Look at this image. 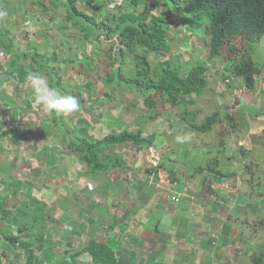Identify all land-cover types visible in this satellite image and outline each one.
<instances>
[{
    "label": "crops",
    "instance_id": "crops-1",
    "mask_svg": "<svg viewBox=\"0 0 264 264\" xmlns=\"http://www.w3.org/2000/svg\"><path fill=\"white\" fill-rule=\"evenodd\" d=\"M0 82L3 83L1 103L9 110L16 107L13 109V120L27 116L30 109L25 104L31 103L33 92L30 88L28 92H23L24 89L19 87L26 83V78L17 81L14 86H11V77L4 80L0 76ZM244 95L243 92L240 98L234 96L237 104L221 112V122L223 128H228V138L219 142L221 152L209 170H202L213 159L211 149L205 155L203 148L208 134H196L188 119L185 121L186 131L195 137L185 143L188 147L184 144L183 150L186 148V151L181 150L180 154L173 148L170 151L172 141L163 139L166 130L170 134L174 129L175 122L160 115L145 123L146 135L158 131L154 148L160 151L162 163H165L159 174L162 179L151 178L152 166L146 148L133 144L120 146L116 155L125 164L111 177H102L88 173L85 165L63 143V136L57 133L55 127L56 132L49 134L51 136L45 138L46 144L39 147L34 139L8 125L0 146L12 143L16 154L8 155L12 160L9 166L16 175L23 163L28 164L33 158L36 167L29 171L28 176L40 178L37 185H29L34 198L30 217L37 213L44 219L39 229H30L29 236L24 238L31 242L37 239V234L46 231L45 239L55 243L52 255L56 256L58 252L57 259L55 257L54 262L48 261V264H64L66 260H71L79 250L77 244H82L87 236L92 235L88 226H93V231L111 235L119 250L118 256H123L122 259L120 257V264H264V192H261L264 189V162L260 161L264 159V118H259L261 113H251V120L236 121L232 118L240 109L254 110V104L247 105L248 101L253 103L252 99L242 104ZM192 111L198 110L192 109L187 113ZM187 113L186 117H189ZM90 115L97 129L96 137L103 129L113 128L106 127L107 113L97 123L93 122L94 114L90 112ZM113 115L117 113L113 111ZM126 115L131 119L124 117ZM73 116L71 127L80 129L76 124L78 118ZM123 117L131 130H138L134 125L138 117L136 113L124 111ZM161 120H164L163 124ZM155 122L161 123L160 128L153 125ZM53 135L60 137L57 140L52 138ZM58 142L61 151L54 153L59 147L56 146ZM38 147L41 151H37ZM186 153L188 158L184 157ZM1 156L3 159V153H0V159ZM219 160L230 163L231 170L225 169L224 164L219 166ZM248 163L258 170L255 178H250L245 168ZM2 180L4 183L5 179ZM158 180H162L159 184L161 188L156 185ZM22 182L18 180L17 185L3 189L2 194L16 196V186ZM89 184L93 190L88 188ZM174 197H178L179 201L173 200ZM7 201V198L5 201L0 197V249L17 254L18 250L7 247L4 240L9 234L19 235L16 224L18 209L8 207ZM4 220L9 223L6 227L1 225ZM11 223L14 224L12 228ZM34 255L39 257L41 253L36 251ZM61 256L67 259L61 261ZM7 261L13 262L12 259Z\"/></svg>",
    "mask_w": 264,
    "mask_h": 264
},
{
    "label": "trees",
    "instance_id": "trees-1",
    "mask_svg": "<svg viewBox=\"0 0 264 264\" xmlns=\"http://www.w3.org/2000/svg\"><path fill=\"white\" fill-rule=\"evenodd\" d=\"M48 1L54 9L63 6L65 8V22L71 23L75 29L84 32L82 44H79L81 49L84 50V45L90 40L93 43L99 42L101 37L113 42L114 46L108 50L102 65L103 71L105 70L101 80L103 81V89H97V93L94 84L89 82L83 85V89L74 86L69 90L64 85L60 66L76 64L77 50L76 54L71 55V57L66 56L60 59L57 52L42 53L40 51L41 46L29 44L27 49L19 53L15 40L11 37L10 29L0 30V47L8 55L6 67L2 65L5 70L1 71L0 76L4 80L11 77V86H14L17 81L26 78L29 73L38 72L45 77L46 82L51 87L56 88L61 94L67 93L79 99L80 108L78 111L71 114L53 113L51 116L54 127L58 130L57 133L59 135L61 133L63 136V143L85 165L89 174L111 177L112 174L116 173L125 164V161L116 155L120 146L133 144L146 149L155 146V137L158 131L146 135L144 130L145 118V123L140 127L137 126L138 130L134 131L131 130V126L124 122L123 112L125 109L116 111L114 107H110L115 98L109 90L111 87H126L145 97L142 101L144 106L154 110V113L149 115V110L143 108L137 112H141L144 117H151L148 120H154L160 116L157 113V108L162 101L168 103L172 108H180L181 106L193 105V96H204L210 82L208 80L210 64H215L223 53L233 52L236 54L234 57H230L229 62H222L221 66L236 80L244 77L247 84L244 82L243 88L252 91L255 78L262 75L263 68L254 62L252 52L253 46L264 39V0H126L122 5L112 0ZM35 2L41 12L48 13L51 10L50 6L42 0ZM31 4L34 5L35 3L31 2ZM112 6L113 9L105 11V8H112ZM160 7H164V9H160ZM86 9L97 12L101 17L95 13L91 16L88 15ZM113 10L116 12L114 13ZM154 10H158L159 14L154 15L152 13ZM27 15L30 17V22H33L32 16ZM39 23L40 20H37L33 22V25ZM177 25L189 26V30L199 33L200 41L203 47L207 49L206 59L186 63L188 65L183 62L180 63L179 59L163 61L165 54L172 50L170 33L175 31L174 28ZM59 29L69 30L70 27L64 24ZM32 30L28 33L29 37L31 33L36 32ZM234 40L245 42L248 46L247 49L241 52L237 45L232 44ZM117 43L118 45L122 43L119 53H117ZM71 49L69 48L70 51L73 50ZM54 50L60 51V48L55 47ZM61 55L63 53H60ZM152 55L155 57L153 59L154 67L149 60ZM26 68L28 74L25 72ZM127 68L129 70L125 72ZM185 70L187 72L183 74ZM85 72L90 75V68L86 67ZM19 87L24 89L23 92L30 90L26 83ZM230 88H233V84ZM30 92L32 91L30 90ZM155 93L159 94V97L152 98ZM94 94L95 97L91 101L89 97L90 95L93 97ZM31 97L34 99L33 93ZM33 99L32 103L25 104L28 110L33 107ZM87 102H90L88 107H86ZM129 106L131 108H127L132 109L135 104ZM85 110L92 111L95 116L93 118L94 123L99 122L101 117L107 113L106 127L113 128H106L107 131L103 129L102 133L95 138L92 133H89V127H85L82 134H80V129H70L65 123V117L72 120L71 115H80L82 112L85 113ZM113 111L117 115H113ZM192 112L191 114L187 113V115L191 127L196 133H210L220 121V113L215 112L206 117L200 124L197 119L200 111ZM77 122H79L78 119H76V124ZM6 125V122L0 121V144L5 134ZM116 127L119 129H115ZM59 135H53L52 138L58 140ZM184 147L177 143L172 148L173 151L181 152ZM185 151L186 148L182 152ZM184 157L188 158L189 154L186 153ZM160 168H165V163H162V160L158 166L152 168V171L158 173ZM205 168L202 170L212 169V166L208 165ZM215 172L221 174L217 170ZM156 178L159 177L156 176ZM160 179H162L161 176ZM160 181L162 182V180H158L156 185L161 188ZM170 183L172 184V180ZM17 209L18 219L20 217L22 219L20 222L16 220V224L18 226L20 223L23 227L18 229L19 235L9 234L4 237L7 247L18 250V256L12 263H53L55 257L57 259L58 252H56V256L52 255L55 243L52 244L51 241L45 239L46 231L37 234V239L31 242L24 238V236H29L28 231L30 229H39L44 218L40 217V214L36 215V213L31 216L32 220H30L31 210L27 206H20ZM88 227L92 236H87L88 238L82 244H77V248L80 246L79 250L74 257H71V260H66V257L61 256L63 258L61 261L66 260L67 263L64 264H77L78 261L83 264H120V257L117 254L119 250L111 235L102 231L96 232L94 230V232L93 226ZM0 234L2 233L0 232ZM36 251H40V258L34 255Z\"/></svg>",
    "mask_w": 264,
    "mask_h": 264
},
{
    "label": "rangeland",
    "instance_id": "rangeland-1",
    "mask_svg": "<svg viewBox=\"0 0 264 264\" xmlns=\"http://www.w3.org/2000/svg\"><path fill=\"white\" fill-rule=\"evenodd\" d=\"M37 0H0V11H6L7 16L3 19H0V30H7L10 29L11 37L14 38L16 43V48H18L19 53L23 52L25 49L28 48L29 44H37L41 46L40 51L42 53H59V58H65L66 56L71 57V55L76 54V50L78 52L77 54V62L74 65H61V75L63 77L64 85L71 90L72 87L76 86L78 89H83V85L86 83L91 82L94 84V89H96V92L98 93V90L103 89V69L102 65L105 62V56H107L108 50L113 47V42L105 39H101L97 43H93L92 40H90L85 46V49H81L79 44H82V36L84 34L83 31H80V29H75L71 23L65 22V8L63 6H60L57 9H54L52 7V4L49 3L48 0H42L45 4L49 5L51 10L48 13L41 12V9L36 5ZM114 2H117V4L122 5L125 3L126 0H112ZM31 2L35 3L34 5L31 4ZM105 11H109L112 8H105ZM160 9H164V7H160ZM102 12V11H101ZM115 13L116 11L113 10ZM86 13L88 15H93L94 13L101 17L100 14H98L95 11L86 9ZM154 15H158L159 11L154 10L152 12ZM29 14L33 18V22L40 20V23L38 25H33V22H30V17L27 15ZM104 14V13H103ZM178 23V22H176ZM68 25L70 27L69 30H60L59 27L63 25ZM34 26V27H33ZM33 27V28H32ZM33 29V30H32ZM175 31L170 33V47L171 52L165 54V57L163 58V61L166 59H179L180 63H188L189 62H195L196 60H203L207 58V49L201 46V41L199 38V33H194L193 31L189 30V26L185 25H177L176 28H174ZM36 31L30 34V31ZM5 32V31H4ZM232 44L237 45L238 49L241 50V52L244 49H247V44L245 42H242L241 40H234L232 41ZM116 48L122 47L116 44ZM55 47H59V50H54ZM72 48L70 51L69 48ZM119 49H117V53H119ZM4 53V54H2ZM60 53H63V55L60 56ZM236 54L233 52H228L227 54H224L218 59V61L215 64H210L211 69L208 74V80L209 87L207 89L206 94L201 97V100L198 101L197 106L190 107L186 106V109L188 111H191L192 109L195 110H201V114L198 115V122L201 124L202 120L208 116L211 115L213 112L219 109L221 106L222 109H225L227 107H231L232 105H236L238 100L234 99V94L232 91V88H228V84L225 82V77L229 76L228 72H225L223 67L221 66L222 62H229L230 57H234ZM14 57V55H12ZM252 57L254 62L260 67L263 68L262 75L260 77L255 78V85L254 89L250 91L251 94H245L244 97L241 98L242 104H245L246 101L249 99H252V102L247 103L248 106H251L254 104V110L248 111V109H240L238 112L233 114L232 118L236 121L242 120V119H248L251 120V113L259 114V118H264V39L260 41V43L253 46V52ZM155 57L154 55L150 56V62L152 63V67L155 66V62H153ZM8 60V55L3 49L0 47V73L1 71L5 70L2 65H5L6 67V61ZM186 64V65H188ZM90 68V75L85 72V68ZM129 68L125 70L127 72ZM23 72V71H22ZM25 72L28 74L27 68L25 69ZM187 70L183 71V74H185ZM18 74H21V72H18ZM245 81L244 77H241L237 79V82L233 83V88H239L241 85L244 84ZM3 83L0 82V89H3ZM112 93V95L115 97L113 102L111 103L110 107H114L116 111H119L121 109H125V111H129L131 113H136L138 115L137 122L135 126L140 127V125L144 124V118L145 121H148V117H144V115H141V112L139 111L141 108L148 109L144 106L143 100L145 97H143L138 92L131 91L127 89L126 87L121 88H110L109 89ZM246 91L244 90V93ZM249 92V91H247ZM152 93V92H151ZM63 94V93H62ZM63 95H68L67 93H64ZM3 91L0 92V121L6 122V130L8 129V125L11 127H15L18 132H20L22 135L26 136L27 138H31V140H35L34 142L39 147H43L44 144H46V139L50 137L51 133L56 132L54 129V123L53 118L50 114L45 113L42 109H37L32 107L29 112L26 113L27 116H23L22 119H17V121L13 120V111L16 109L13 108L9 110L8 106L5 105L1 101L3 98ZM6 95L4 94V97ZM95 97V94L93 97L90 95V99L92 101V98ZM159 97V94H154L152 98ZM195 97V96H193ZM34 100V99H33ZM30 101V99L28 100ZM32 101V100H31ZM8 103V102H7ZM32 103V102H31ZM34 103V101H33ZM9 104V103H8ZM135 104V107L130 109L132 105ZM165 102H161L160 105L157 108V113H160L161 116L165 119L166 114H170L171 116H166L170 121L172 119L175 123L174 129L171 131L170 134H167V130L165 131V137L164 140L167 141H173L172 145L177 144L175 141V137L177 135H182L185 132L191 133L189 131H186L187 123L186 116L183 114L182 111H184L185 107L181 106L178 110V114L176 109H173L171 106L167 107L166 113H164V105ZM90 105V102H87L88 107ZM169 105V104H166ZM130 107V108H127ZM241 108V107H240ZM221 109V108H220ZM149 115L151 113H154V110L148 109ZM228 111V109H227ZM92 112V111H90ZM89 110H85V113H80V115H74L73 117H77L79 122H77L78 127L82 131L85 127H89V133H92L94 135V138L96 137V127L92 123V118L90 115ZM98 113V112H96ZM126 118H130L129 115L124 116ZM142 119V120H141ZM65 123L70 127V129H75L71 127V119H68L65 117ZM221 120V119H220ZM162 124L164 123V120H161ZM153 125L156 126V128H160L161 123H153ZM227 128H223V123H219L216 127L215 131L206 136L204 142L206 145L203 147L205 148V155L211 151L213 154V159L210 160V165L213 166L214 159L217 158V154L221 152V146H219V142L223 140V138L226 137L227 134ZM84 133V131H82ZM62 137V135H61ZM195 137V135L191 134V139ZM63 138V137H62ZM4 137L2 138V140ZM172 145H170V151L172 150ZM181 147H184V144H179ZM231 145V144H230ZM57 150H54V153H57L61 151V145H59V142L56 144ZM189 146V145H188ZM187 146V147H188ZM37 148V151H41L40 148ZM64 149V147H63ZM59 150V151H58ZM0 153H3V159L6 157L5 160L0 159V191L1 195L0 197L6 201L7 198V204L8 207L12 206L14 209H17V207L21 206V204H24L27 206L29 210H31V203L34 198L31 197V189H29V185L39 183V179L36 177L31 178L28 176V173L30 170L35 168V159H31L30 162L27 160V163H23V166H21L19 169L21 171L18 175L14 173V169L9 166V162L12 160L10 159V156H13L16 154L12 150V143H6L0 146ZM73 153V152H72ZM178 154H180V151H177ZM260 154V153H258ZM24 156V153H22ZM233 156V155H231ZM156 157V155H154ZM210 157V156H209ZM80 161V160H79ZM260 161L264 162V159H260ZM80 163H82L80 161ZM24 164H27L25 166ZM223 164L225 169L230 168V163L221 162L219 160V166L223 167ZM83 165V163H82ZM248 166H251L250 163L246 164ZM84 169V166H82ZM23 168V169H22ZM85 170V169H84ZM248 172H255L257 174L258 170L254 168H248ZM254 174V178H255ZM2 178H4V183L8 182L9 186L14 187V185H17V181H23L20 183V186L17 187V194L16 196H13V194H2L3 189L9 188V186L4 185ZM37 180V181H36ZM98 185V183H96ZM23 187V188H22ZM34 187V186H33ZM89 189H92L93 187L89 184ZM261 192H264V189H261ZM13 193V192H12ZM6 197V198H5ZM178 200V199H177ZM21 217L19 218V222L21 221ZM3 227H6L9 225L7 220H4V222L1 224ZM14 225V224H13ZM12 223L10 227H13ZM2 227V228H3ZM23 225L20 223L17 226V229L22 228ZM92 236V235H90ZM3 240V239H2ZM1 240H0V247H1ZM9 252H11L9 254ZM9 256V257H8ZM15 257H17V254H15L14 251H6L4 252L3 249H0V264H13L8 263L7 259L14 260ZM121 259L123 258L121 254ZM126 263V262H125Z\"/></svg>",
    "mask_w": 264,
    "mask_h": 264
},
{
    "label": "clouds",
    "instance_id": "clouds-1",
    "mask_svg": "<svg viewBox=\"0 0 264 264\" xmlns=\"http://www.w3.org/2000/svg\"><path fill=\"white\" fill-rule=\"evenodd\" d=\"M6 16H7L6 11H0V19H3ZM101 39H103V37H101ZM201 46L203 47L202 43H201ZM225 82H226V84H228V88H229L231 86V84H233L234 82L236 83L237 80L234 77H231V75L229 74V76L225 77ZM26 83H27L28 87L32 90L33 95H34V103L32 105L34 108L42 109L45 113L50 114V115L53 113L71 114V113L78 111L80 108V101L76 96L61 94L56 88L51 87L46 82L45 77L42 76L38 72L29 73L26 77ZM232 89H233L232 91H234L233 92L234 96L238 95L237 97H239V98H240L241 94L244 92V90L246 91L245 94H248V95L251 94L249 90H247L246 88H243V85H241L239 88H232ZM247 91H249V92H247ZM201 97H203V96H201ZM201 97H197V96L192 97V100L194 101L193 105H187V106H190V107L197 106L198 101L201 100ZM166 104H168V103L165 102V104L162 106H165V108L167 109V107L168 106L170 107V105H166ZM227 108H225V109H227ZM173 109H176L177 110L176 114H178L179 108H173ZM225 109H222V107L220 106L219 109L215 111V112L220 113V119L221 120H222L221 112ZM186 111H188V110L185 107L184 111H182L184 115H185ZM199 111H200L199 114H201V110H199ZM225 111H227V110H225ZM215 112H213L212 114H214ZM191 113H193V112H191ZM191 113H189V114H191ZM158 114H160V113H158ZM211 115H208V116H211ZM166 116H171V115L166 114L165 117ZM208 116H206V117H208ZM186 119H188V124L190 125L191 123H190L189 117H186ZM204 119L202 120V122L204 121ZM221 120L219 121V123H221ZM171 122L173 123L174 120L172 119ZM218 124L214 127V129L210 133H207V134L208 135L212 134L215 131ZM196 134H200V133H196ZM201 135H204V134H201ZM225 138H228V134H226ZM190 139H191V133H188V132H185L182 135H177L175 137V141L178 144H184V143L188 142ZM239 146H241V145L239 144ZM154 147L147 149L148 161L151 164L152 168L158 166L160 164V161L162 160V155H161L160 151H158ZM154 155H156V157H154ZM247 167L253 168L252 165L251 166L247 165L245 168H247ZM161 171H162L161 168L159 169L158 173L151 171V178L155 179L156 176H158L160 178L159 174ZM249 174L251 175L250 178H254V174L256 175L255 172H249ZM173 200L179 201V198L174 197Z\"/></svg>",
    "mask_w": 264,
    "mask_h": 264
},
{
    "label": "water",
    "instance_id": "water-1",
    "mask_svg": "<svg viewBox=\"0 0 264 264\" xmlns=\"http://www.w3.org/2000/svg\"><path fill=\"white\" fill-rule=\"evenodd\" d=\"M120 46H122V43L119 44ZM119 49V48H118Z\"/></svg>",
    "mask_w": 264,
    "mask_h": 264
}]
</instances>
